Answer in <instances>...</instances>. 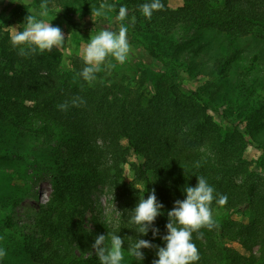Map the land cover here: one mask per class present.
<instances>
[{
	"label": "trees",
	"instance_id": "1",
	"mask_svg": "<svg viewBox=\"0 0 264 264\" xmlns=\"http://www.w3.org/2000/svg\"><path fill=\"white\" fill-rule=\"evenodd\" d=\"M169 1L160 0L162 7L150 19L139 11L150 0L114 6L116 15L122 6L127 10L130 44L161 65L160 74L145 80L104 67L88 83L78 75L85 66L82 57L66 64L47 51L20 55L11 46V32L0 23V130L29 147L28 158L15 146L6 149L23 165V172L12 174L22 185L11 207L26 198L38 200V191L28 193L31 183L46 178L53 186L49 202L37 208L28 225L0 217L1 228L19 233L16 244L7 248L32 264H99L91 246L100 234L105 245L113 234L120 236L121 264H138L131 246L137 239L163 246L167 212L175 200L184 199V186L194 187L199 176L214 188L209 205L213 226L192 234L199 254L195 264H264V144L257 137L264 129V106L255 102L244 112L231 101L219 103L199 89H187L190 71L176 60L166 61L143 38L170 37L182 27L264 41V0H181L177 10ZM236 59L233 54L215 61L219 81L228 77ZM75 98L84 103L73 106ZM62 103L68 104L66 110L59 109ZM255 145L262 156L250 161L246 153ZM36 148L43 156H36ZM100 191L118 201L119 217L110 224L95 216L89 230L82 211ZM151 191L163 206L153 223L159 229L156 238L151 230L141 236L128 222L130 210ZM216 194L227 197L223 205L216 203ZM141 251L142 264H152L156 247Z\"/></svg>",
	"mask_w": 264,
	"mask_h": 264
},
{
	"label": "rangeland",
	"instance_id": "2",
	"mask_svg": "<svg viewBox=\"0 0 264 264\" xmlns=\"http://www.w3.org/2000/svg\"><path fill=\"white\" fill-rule=\"evenodd\" d=\"M123 0H0V23L5 25L12 35L19 30L28 15L43 19L46 23L58 26L64 34V42L57 49L53 48L51 54H56L67 64L73 57H82L83 49L92 36L102 30L118 32L123 25L127 28V21H117L115 3ZM170 8L177 10L183 5L181 0H170ZM45 7L42 8L41 5ZM103 5V15L97 17L93 9ZM47 14L43 17L40 13ZM83 30L85 36L80 34ZM148 45H156L166 61L176 60L185 69L190 71L192 79L186 83L189 90H201L205 98H212L216 102L231 101L236 110L250 111L255 107V102L264 106V41L254 36L232 39L225 34L214 30H196L193 28L179 27L170 37L145 36ZM129 51L125 63L119 64L111 57L99 66L113 68L121 76L134 80L152 78L161 72V65L153 61L142 48L135 49L130 44L129 34L126 33ZM237 55L231 70L224 80L219 81L214 72V64L218 58ZM114 65V66H113ZM147 69V70H146ZM145 70V73H143ZM148 71V72H147ZM151 74V75H150ZM146 91L152 88L146 85ZM259 94H263L259 96ZM234 108V109H235ZM220 122L222 119L216 115ZM258 141L264 144V129L257 133ZM17 147L25 157L29 147L26 142L17 143L13 136L0 130V217L9 215L21 224L28 225L39 206L46 205L53 193L52 183L42 178L28 186V193L38 191V200L32 197L16 207H11L17 188L22 185L20 179H15L12 174L23 172V165L13 155L6 152ZM39 148V147H38ZM36 148L37 157L43 156V151ZM262 156L258 145L248 149L246 158L250 161ZM128 176L130 178L131 174ZM20 177V174L19 176ZM12 198V199H11ZM11 199V201H9ZM94 203L82 213L85 215V225L89 230L94 228V217L100 216L110 224L119 217V203L108 191L96 192ZM16 230H6L0 227V249L4 255L0 256V264H32L28 257L18 251H11L7 245H14L19 239ZM241 249V248H240Z\"/></svg>",
	"mask_w": 264,
	"mask_h": 264
},
{
	"label": "clouds",
	"instance_id": "3",
	"mask_svg": "<svg viewBox=\"0 0 264 264\" xmlns=\"http://www.w3.org/2000/svg\"><path fill=\"white\" fill-rule=\"evenodd\" d=\"M45 7L44 4L41 5ZM103 5L93 9V14L102 16ZM160 0H150L139 6L140 13L145 18H151L153 12L161 8ZM47 13L42 11L40 16ZM127 15V10L120 7L116 16L117 21H123ZM23 30L16 31L11 36V46L19 49L20 55L32 53L50 52L53 48L59 49L65 38L58 26L46 23L43 19H37L33 15H28L22 24ZM127 28L121 25L118 32L102 30L99 34L92 36L86 47L83 49L82 59L84 67L78 75L86 82L91 83L96 79L99 66L111 57L115 62L123 64L126 61L129 45L126 39ZM114 66V65H113ZM79 102L83 104L82 98H75L72 105ZM60 110H66L67 103L58 105ZM197 183L193 186H184V199H177L173 203L171 210L167 212V223L165 224L166 234L160 236L163 246H154L149 240L137 239L131 246L130 252L142 264L144 254L141 249L156 247V259L152 264H195L199 260L198 250L192 242V234L202 227L211 228L213 220L211 217L210 203L214 199V188L208 184L203 176L196 177ZM216 203L223 205L227 197L216 194ZM162 204L157 201L154 191L149 192L147 198H139L135 207L130 210L128 222L137 227L141 236L152 232L153 238L159 233V229L153 227V223L158 215ZM123 241L120 236L113 234L110 245H105V235L100 234L95 237L92 249L99 261V264H121ZM4 252L0 249V256Z\"/></svg>",
	"mask_w": 264,
	"mask_h": 264
}]
</instances>
